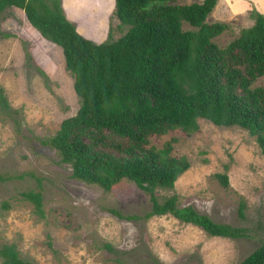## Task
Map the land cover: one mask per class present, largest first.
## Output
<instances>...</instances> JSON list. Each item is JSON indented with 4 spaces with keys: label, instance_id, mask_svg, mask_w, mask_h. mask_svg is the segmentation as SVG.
Wrapping results in <instances>:
<instances>
[{
    "label": "rangeland",
    "instance_id": "obj_1",
    "mask_svg": "<svg viewBox=\"0 0 264 264\" xmlns=\"http://www.w3.org/2000/svg\"><path fill=\"white\" fill-rule=\"evenodd\" d=\"M69 2L60 0L62 12L85 37L100 42L108 31L112 40L125 31L111 15L113 0H83L79 8ZM7 10L0 19V87L9 106L8 113L0 110V247L12 245L32 264H233L264 240V156L238 126L197 118L195 132L151 134L147 145L170 140L171 154L189 162L171 190L154 189L159 201L174 194L178 207L243 227V237L211 236L168 213L146 217L149 195L131 181L105 191L71 177L70 166L42 141L75 113L73 79L61 49L44 40L23 11ZM250 21L229 20L212 42L224 46ZM253 85H264V76ZM220 172L227 175L226 187L213 177ZM27 191L38 193L40 211L24 197Z\"/></svg>",
    "mask_w": 264,
    "mask_h": 264
},
{
    "label": "trees",
    "instance_id": "obj_2",
    "mask_svg": "<svg viewBox=\"0 0 264 264\" xmlns=\"http://www.w3.org/2000/svg\"><path fill=\"white\" fill-rule=\"evenodd\" d=\"M176 1L113 0L111 15L126 28L113 40L108 31L100 42L76 31L60 0H0V19L9 6L21 10L44 40L61 49L78 107L42 143L70 166L71 177L105 191L131 181L149 195L146 217L168 213L211 236L243 237V227L178 207L174 194L160 201L155 197V188H173L189 162L171 154L170 140L152 147L147 137L172 129L191 134L198 128L196 119L203 118L244 129L264 156V85H253L264 76V14L248 10L251 24L219 47L211 39L229 24L207 20L217 0ZM183 22L191 28L182 29ZM8 108L0 87V110L8 113ZM213 177L228 185L225 172ZM23 195L40 211L38 193ZM243 207L241 202L240 217ZM0 263L32 264L12 245L0 247ZM233 264H264V240Z\"/></svg>",
    "mask_w": 264,
    "mask_h": 264
},
{
    "label": "crops",
    "instance_id": "obj_3",
    "mask_svg": "<svg viewBox=\"0 0 264 264\" xmlns=\"http://www.w3.org/2000/svg\"><path fill=\"white\" fill-rule=\"evenodd\" d=\"M82 2L83 0H70L69 2L70 4L67 6L71 8L77 6L79 8ZM251 8H254L257 12L264 14V0H217L213 9L208 14L207 20L228 22L229 20L235 21L239 17H243L247 19L246 17L247 11L250 10ZM69 20L72 21L73 23L76 21L72 18H70ZM246 24L247 25L251 24V21Z\"/></svg>",
    "mask_w": 264,
    "mask_h": 264
},
{
    "label": "water",
    "instance_id": "obj_4",
    "mask_svg": "<svg viewBox=\"0 0 264 264\" xmlns=\"http://www.w3.org/2000/svg\"><path fill=\"white\" fill-rule=\"evenodd\" d=\"M54 44V43H53Z\"/></svg>",
    "mask_w": 264,
    "mask_h": 264
}]
</instances>
